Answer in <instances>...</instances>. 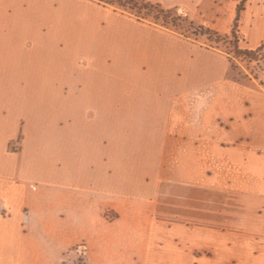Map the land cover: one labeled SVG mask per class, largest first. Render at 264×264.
Returning <instances> with one entry per match:
<instances>
[{"label": "crops", "instance_id": "crops-1", "mask_svg": "<svg viewBox=\"0 0 264 264\" xmlns=\"http://www.w3.org/2000/svg\"><path fill=\"white\" fill-rule=\"evenodd\" d=\"M24 1L9 0L31 14ZM69 1L55 17L77 32H83V8L92 7L101 17L138 26L141 37L165 34L90 0H74L82 6L74 22ZM36 2L49 7L51 0ZM11 13L0 0V53L9 49L3 43L13 34ZM235 13L245 47L263 44L264 0H242ZM180 40L177 93L161 97L152 80L132 73L136 107L120 109L130 122L139 115L154 125H55L42 121L45 113L36 123L23 113L19 123L4 125L0 117V264H74V249L86 264H264V93L226 80L222 53ZM128 47L125 55L116 53L118 60L142 56L140 47ZM6 58L0 56V67L7 66L1 79L15 65L36 63L29 57L9 66ZM204 88L214 93L209 102L197 98ZM186 94L192 107L209 104L206 112L199 109L201 124L179 122L187 121ZM18 137V150H9ZM76 146H101L104 154L84 158ZM130 161L132 173L122 175L121 164Z\"/></svg>", "mask_w": 264, "mask_h": 264}, {"label": "rangeland", "instance_id": "rangeland-1", "mask_svg": "<svg viewBox=\"0 0 264 264\" xmlns=\"http://www.w3.org/2000/svg\"><path fill=\"white\" fill-rule=\"evenodd\" d=\"M68 1L51 0L49 7L36 0L24 1L33 7L30 14L5 0L7 10L12 9L9 20L14 28L13 34L3 43L9 48L7 53L3 51L0 56L7 55L9 66L16 59L30 62L33 58L36 63L15 65L8 76L0 78V117L4 125L19 123L23 113H26L27 121L34 123L41 121L40 113H45L47 115L42 121L47 122L50 118L55 125H154L146 118L140 122L139 115L130 122L128 117L120 116V109L128 105L136 107L133 97L135 86L129 84L134 77L132 73L152 80L151 85L161 97L169 99L177 93L176 62L182 59L181 53H185L178 44L181 43L180 38L204 50L222 53L227 65L226 80L264 93V50L258 61L236 58L230 44L229 26L234 25L232 20L242 0H90L92 5L102 7L106 13L127 17L165 33L143 37L139 35L141 30L138 26H131L125 20H115L107 14L101 17L99 11L92 7L83 8V32H77L72 24L69 26L65 20L60 22L55 17L56 13L58 17L62 16L64 10L61 11V5L69 7ZM71 3L75 22L82 6L74 0ZM50 12L55 13L50 15ZM62 25L65 28L59 30ZM225 30L228 31L223 33ZM166 32L177 36L173 38L175 41L167 38L169 35ZM237 39L238 47L247 49L243 37L237 35ZM132 45L141 48L142 56L132 62L127 57L118 60L116 53L125 55V47L129 46V50ZM105 46L107 50L112 48L114 53L105 50ZM119 61L125 63L119 64ZM183 62L187 64L188 60L183 59ZM3 67L7 66H1L0 70ZM113 76L122 83L120 90ZM137 88L140 89V86L137 85ZM210 89H202L205 91L197 98L200 95L202 102L204 95V100L211 101L214 93L209 92ZM184 100L187 121L180 120L181 125H192L194 120L201 124L204 119L200 111L206 112L209 104L192 107L187 94ZM176 124L175 120L173 125ZM218 125H225V122L218 121ZM16 140L8 145L9 150H18L20 137ZM134 147L138 151L143 149L140 145ZM104 148L105 154L112 157L108 147ZM74 149L89 159L104 154L101 146H76ZM133 164V161L122 163V175L132 173ZM105 216L112 217L108 212ZM74 253L76 263L81 255L78 249H74Z\"/></svg>", "mask_w": 264, "mask_h": 264}, {"label": "trees", "instance_id": "trees-1", "mask_svg": "<svg viewBox=\"0 0 264 264\" xmlns=\"http://www.w3.org/2000/svg\"><path fill=\"white\" fill-rule=\"evenodd\" d=\"M235 24L233 25L231 31H230V37H231V46H232V52L235 55L236 58H248V60H254L258 61V57L260 56L261 52L264 50V43L261 44L259 47L250 50V49H240L238 47V39L237 34L235 30ZM74 264H85V257H77V262Z\"/></svg>", "mask_w": 264, "mask_h": 264}]
</instances>
